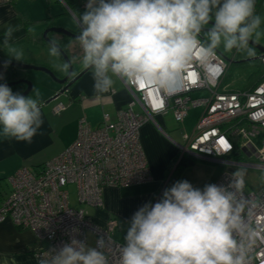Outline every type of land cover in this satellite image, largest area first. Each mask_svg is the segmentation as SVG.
I'll use <instances>...</instances> for the list:
<instances>
[{
	"label": "clouds",
	"instance_id": "obj_1",
	"mask_svg": "<svg viewBox=\"0 0 264 264\" xmlns=\"http://www.w3.org/2000/svg\"><path fill=\"white\" fill-rule=\"evenodd\" d=\"M255 5L256 0H86L77 18L80 68L91 70L97 95L112 89L113 77L167 91L193 64L217 60L221 46L225 53L235 49L254 56L249 43L264 35ZM16 30L8 26L3 33L5 66L23 61V50L10 43ZM49 54L61 55L55 37ZM75 63L73 58L56 67L75 77L70 71ZM41 106L39 93L24 96L0 84V135L32 143L43 124ZM245 175L237 169L227 186L203 189L176 181L156 203L133 214L115 264H251L255 233L245 214L250 203L243 194ZM109 243L101 237L90 247L72 239L39 264H110Z\"/></svg>",
	"mask_w": 264,
	"mask_h": 264
},
{
	"label": "built area",
	"instance_id": "obj_2",
	"mask_svg": "<svg viewBox=\"0 0 264 264\" xmlns=\"http://www.w3.org/2000/svg\"><path fill=\"white\" fill-rule=\"evenodd\" d=\"M236 54L231 52L226 60L217 50V60L193 64L186 78L167 91L122 80L131 100L117 111L115 119L105 115L102 123L93 127L81 118L76 139L62 152L35 167L19 166L7 177L10 190L0 202V222L8 219L47 242L36 253L37 264L72 239L86 243L87 232L94 235L95 247L101 237L110 241V264H115L118 246L124 243L113 236L117 221L111 218L101 226L90 219L86 210L72 208L67 185H76L79 204L101 207L105 186L149 182L152 176L140 142V128L146 121L156 122L157 115L169 110L173 119L182 123L190 108H202L193 131L184 133L183 143H177L176 164L184 155L221 164L223 170L208 184L222 186L231 182L236 167L250 165L264 170V77L249 89L223 86ZM258 55L264 67V54ZM198 91L203 94L196 95ZM55 101L52 110L59 113L66 104L58 97ZM258 135H262L260 146L253 140ZM221 141L229 144L231 151L225 152ZM242 152L253 154L258 161L250 164L236 160ZM232 153L236 158L229 159ZM243 194L250 202L245 214L255 233L251 264H264V186L243 189Z\"/></svg>",
	"mask_w": 264,
	"mask_h": 264
},
{
	"label": "crops",
	"instance_id": "obj_3",
	"mask_svg": "<svg viewBox=\"0 0 264 264\" xmlns=\"http://www.w3.org/2000/svg\"><path fill=\"white\" fill-rule=\"evenodd\" d=\"M85 3L86 0H0V45H2L4 31L8 26H12L17 30L10 43L20 50L29 49L23 52V61L20 62L35 60L37 62H33L34 65H43L62 73L56 65L64 63V59L62 55L50 56L49 43L43 39L42 33L48 27H65L80 32L77 18L85 11ZM256 10L257 6L255 7L257 15ZM48 35L51 38H58L61 43L63 35L56 32H49ZM65 37L67 41L64 43L71 48L70 50H74L70 58H76L74 71L78 73L81 70L79 59L83 56L82 49L76 39ZM262 37L264 35L260 39ZM6 52L7 49L0 46L2 59H9ZM252 57L244 58L241 55V58L234 61H244ZM9 71H12L16 79L31 80L32 76L30 77L28 70L12 67ZM49 77L50 75L47 74L43 84L46 94L44 93V96L40 98L43 124L38 134L33 137L32 143L17 142L14 138L4 139L0 135V202L3 195L10 190L7 177L19 166L35 167L53 158L76 139L81 118L86 119L91 126H97L102 123L105 115L110 119H115L117 111L124 108L131 100L130 92L123 81L117 77H113L114 85L108 93L97 95L93 90L94 81L89 69L73 82L68 91L58 97L66 104V107L59 113H55L52 110L54 105L50 108L51 103L47 100L61 88V85L52 77L48 79ZM222 85L229 87L225 83V77ZM195 94L200 95L203 92L198 91ZM201 112L196 114L193 128ZM165 114L157 115L156 122L146 121L140 128V142L152 179L143 184L122 187L105 186L102 206L95 207L91 215L87 211V215L94 223L105 226L111 218L117 221V215H122L130 221L140 207L149 202L156 203L162 197L163 191L178 181L176 179L172 183L167 182L171 176L172 160L177 155V143L181 142L172 138L171 129L164 121ZM185 119L182 123L175 121L178 127L184 128ZM0 131H2V126H0ZM184 133L181 132V139ZM208 182L199 188L202 189ZM88 233L90 232L86 233V244L95 247V237L91 233L88 238ZM126 233L127 230L118 236L115 231L113 236L124 242ZM45 246L47 242L38 240L31 229L18 227L8 219L0 222V264H37L36 253Z\"/></svg>",
	"mask_w": 264,
	"mask_h": 264
},
{
	"label": "rangeland",
	"instance_id": "obj_4",
	"mask_svg": "<svg viewBox=\"0 0 264 264\" xmlns=\"http://www.w3.org/2000/svg\"><path fill=\"white\" fill-rule=\"evenodd\" d=\"M257 15H259L261 17V31L264 32V0L261 1L260 5L257 7ZM261 45H264V37H262V39H260L259 41H256ZM23 52L24 51H28L29 49H22ZM220 51V53L225 56V57H230L231 56V52L225 53L223 51V47L221 46L220 49H218ZM259 61H261L259 59ZM33 62H37V61H32V62H26V63H31L33 64ZM229 75L226 77L225 79V83L228 84V86L230 88L233 89H241L244 88L246 86V84L249 82V78L252 76H254L257 73V68L255 65L253 64H248V65H244V66H236L235 64L229 63ZM264 71V70H262ZM31 77V80L28 79L32 84H33V88L32 90L27 93L25 96H32L33 98L36 97L37 93H39V97L42 98V96H44V93L46 94V92H44V79L45 77L47 78V74L41 70H33L30 69L27 71ZM264 73V72H262ZM50 79V77L48 78ZM51 105L49 106L51 108L52 105H54L56 103L55 100H53L52 102H50ZM49 108V109H50ZM136 109H138V106H135ZM202 108L200 107H195V108H190L189 112H188V116L185 119L184 122V128L182 129V127H178V124L175 122V120L173 119L172 116V112L168 111L165 115H164V121H166L167 126L169 129H171L170 134L172 136V138L176 139L178 142H182L181 139V132H185L187 134H190L192 132L193 129V124L195 121V117L196 114H198V112H201ZM181 139V140H180ZM254 140V144L256 146H260L261 145V141H262V135H258L256 137L253 138ZM231 159V158H229ZM236 160L242 161V162H247L250 164H254L256 163L258 160L256 158V156L249 155L246 152H242V154L240 156H238L236 158ZM220 168L223 169L224 166L221 164H217V163H213L210 162L208 160H205L203 158H196L195 157V163L191 166L185 167L183 169H181L180 171H178L176 173L177 175V179L178 181L180 180H187L189 181L194 187L199 188L201 187L203 184H205L206 182H211V180L213 179V177H215L217 175V173L220 171ZM244 170L246 172L245 175V187L244 190L245 191H250V190H254V189H258L262 186H264V170L259 169L255 166H239L236 167V170ZM173 173V171H171V174ZM207 183V184H208ZM67 191L69 193V201H70V205L72 208L75 209H84L86 211H88L91 214H93L94 212V208L95 207H91L88 206L86 204H79L78 200H77V189H76V185L73 183H70L67 185ZM117 221H118V226H117V230L116 233L118 236H121V234H123L124 231L127 230L128 226H129V219H126L124 216L122 215H117ZM91 232L88 233L87 237L90 238Z\"/></svg>",
	"mask_w": 264,
	"mask_h": 264
},
{
	"label": "water",
	"instance_id": "obj_5",
	"mask_svg": "<svg viewBox=\"0 0 264 264\" xmlns=\"http://www.w3.org/2000/svg\"><path fill=\"white\" fill-rule=\"evenodd\" d=\"M49 32H56L60 35L71 37L73 39H76V37L79 35V32L72 31L71 29H68L65 27H48L42 33L43 39H45L48 43L52 39L48 35ZM249 45L254 47L258 51V53H260L261 55L264 54V45H261L258 42H253V41H250ZM60 49H61V55L64 59V62H68V61L72 60L65 53V51L61 47V45H60ZM258 56L259 55L257 54V55H254L252 58H257ZM225 59L228 60V58H226V57H225ZM7 61H8V59H1L0 58V84L6 83L10 88L17 85V84H23L24 88L22 89V91L17 90L16 92H19V93L23 94L24 96L32 90L33 84L26 78H18L15 80L6 81L9 69L12 67H17V68H21V69H25V70H30V69L41 70V71L47 73L48 75H50V77H52V79L55 82H57L59 85H61V88L58 89L50 99L47 100L48 103L55 100L56 97H59L60 95L64 94L66 91H68L70 86L73 84V82L85 71L84 70V71L80 72V74L76 75L75 77H70V76L64 74L63 72L56 74L53 70H51L48 67L43 66V65L27 64V63H23V62H17L15 60H12L10 63L7 64V66H5ZM73 70H74V65H73L72 69H70V71H73Z\"/></svg>",
	"mask_w": 264,
	"mask_h": 264
},
{
	"label": "trees",
	"instance_id": "obj_6",
	"mask_svg": "<svg viewBox=\"0 0 264 264\" xmlns=\"http://www.w3.org/2000/svg\"><path fill=\"white\" fill-rule=\"evenodd\" d=\"M259 1L260 0H256L255 7L256 6L258 7ZM249 47H252V46L249 45ZM252 48H254V47H252ZM240 53H242V52H238L237 58H239L241 56ZM257 54H258V51H255V55H257ZM242 57L247 58V57H251V56H247L246 54L242 53ZM232 64H235L236 66H239V65L244 66V65H248V64H253L257 68V73L254 76H252V78L251 77L249 78V82L246 84V86L243 89H249L252 86H255L256 84H258V82L261 80V78L264 77V73H262V72H264V71H262V70H264V67H262V64L258 58H256V59L255 58H249L248 60H244V61L243 60H241V61L237 60V61L232 62ZM229 70H230V68H228V70L226 72L225 79L229 75ZM55 73L58 74V72H55ZM14 78H15V76L12 74V71H9L7 74V79H14ZM18 87H19V89L22 90L24 88V85H20ZM17 90H18V88H17ZM235 156H236L235 153H232L228 156V158H236ZM176 158H177V156H175L174 159L172 160L171 168H172L173 173L171 174L169 180L167 181L168 183H172L177 179L176 173L178 171H180L181 169H183L185 167L191 166L195 163V158L191 157L189 155H184L179 160V162L177 164L175 163V161L177 160ZM222 170L223 169L220 168V171L217 173V175ZM217 175L212 180H214L217 177Z\"/></svg>",
	"mask_w": 264,
	"mask_h": 264
},
{
	"label": "flooded vegetation",
	"instance_id": "obj_7",
	"mask_svg": "<svg viewBox=\"0 0 264 264\" xmlns=\"http://www.w3.org/2000/svg\"><path fill=\"white\" fill-rule=\"evenodd\" d=\"M62 40H61V43L59 42V44L61 45V47L64 49V51H65V53L68 55V57H72L73 56V51L74 50H70L71 48H69V46L66 44V43H64V41H67L65 38V36L63 35L62 37ZM58 39V38H57ZM76 49V48H75ZM78 50V49H77ZM80 51H81V49H79ZM255 51H257L256 49H254ZM82 52V51H81ZM232 52H236L237 54H236V57L235 58H237V56H238V51H236L235 49H233L232 50ZM240 55H242V53H240ZM75 56V55H74ZM1 58V57H0ZM4 58V57H3ZM240 58H241V56H240ZM2 59V58H1ZM237 59H239V58H237ZM82 71H84V70H80L78 73H77V75H79L80 74V72H82ZM16 78H14V79H6V81H9V80H15ZM20 85H23V84H17V85H15V86H13V87H11V89H12V91L15 93L16 91H17V88H18V90H21V89H19V87L18 86H20ZM22 91V90H21Z\"/></svg>",
	"mask_w": 264,
	"mask_h": 264
},
{
	"label": "snow or ice",
	"instance_id": "obj_8",
	"mask_svg": "<svg viewBox=\"0 0 264 264\" xmlns=\"http://www.w3.org/2000/svg\"><path fill=\"white\" fill-rule=\"evenodd\" d=\"M160 104H157L156 107H160ZM221 144L223 145V147H227V143H225L224 141H221Z\"/></svg>",
	"mask_w": 264,
	"mask_h": 264
}]
</instances>
